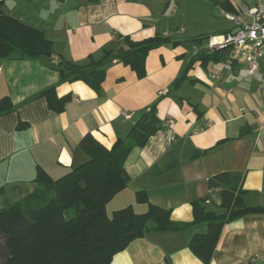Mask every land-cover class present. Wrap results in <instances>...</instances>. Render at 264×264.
Instances as JSON below:
<instances>
[{
	"label": "crops",
	"instance_id": "1",
	"mask_svg": "<svg viewBox=\"0 0 264 264\" xmlns=\"http://www.w3.org/2000/svg\"><path fill=\"white\" fill-rule=\"evenodd\" d=\"M200 1L0 0L1 12L41 30L53 51L50 58L0 60V99L9 96L16 106L13 113L0 116V209L33 199L37 167L59 179L85 162L80 141L86 134L111 149L152 107L159 131L146 147L129 155L125 168L130 182L108 203V214L128 206L138 214L146 212L147 205L136 201V194L144 190L150 203L172 210L174 221L192 222L191 202L208 197L209 179L225 172L241 175L248 206H264V91L257 79L245 78L244 64L234 73L225 72L223 62L203 66L198 61L189 68L207 40L197 47L184 46L199 37L234 32L223 12L240 15V7L254 5L255 0ZM223 2L235 12L224 9ZM197 8L208 17L220 12L223 28L202 32L191 27V18L196 20L193 24L202 19ZM181 28L185 34L172 36V41L183 43L151 51L142 80L129 67L109 63L95 92L83 82L61 84L53 69L61 58L82 66L98 62L124 37H170ZM263 73L264 57L257 76ZM50 86H56L59 97L72 96L61 114L37 98ZM20 122L28 127L18 130ZM219 203V194L213 192L208 208L222 214ZM206 230L203 224L136 238L111 264H203L189 243L194 234ZM210 264H264V214L228 223Z\"/></svg>",
	"mask_w": 264,
	"mask_h": 264
},
{
	"label": "trees",
	"instance_id": "2",
	"mask_svg": "<svg viewBox=\"0 0 264 264\" xmlns=\"http://www.w3.org/2000/svg\"><path fill=\"white\" fill-rule=\"evenodd\" d=\"M222 7L235 12L228 2H223ZM208 38L199 37L193 43L200 46ZM168 43L179 46L183 42L161 35L141 41L124 37L117 49L106 51L98 62L82 66L61 58L53 69L58 72L61 84L83 82L99 92L109 63L129 67L142 80L147 76L149 53ZM44 53H53L52 42L41 30L0 11V60L39 59L44 58ZM226 56V51L207 53L199 49L192 56L189 68L198 61L203 66L210 62L221 63ZM184 79L185 75L174 87ZM37 98H44L48 108L56 114L63 113L72 100L70 95L59 97L56 86L42 90ZM15 110L9 96L0 99V116ZM159 124L155 107L144 110L128 134L118 139L111 149L86 134L80 148L87 160L59 179H53L43 168L37 167L34 179L37 189L32 198L47 193L53 196L40 208L26 211L17 203L0 210V264H111L136 238L155 232H183L203 224L207 225L206 232L194 234L189 249L203 264H210L228 223L247 215L264 214V206L245 203L247 191L240 186L241 175L225 172L208 181L210 191L219 194L218 207L224 211L222 214L205 204L209 195L191 202L192 222L174 221L172 210L150 203L144 190L136 194V201L147 205L146 212L138 214L133 206L114 211L111 216L107 212L108 203L130 182L125 168L129 155L136 148L146 147L159 131ZM27 127V123L20 122L17 129ZM133 232L136 236L130 237Z\"/></svg>",
	"mask_w": 264,
	"mask_h": 264
},
{
	"label": "built area",
	"instance_id": "3",
	"mask_svg": "<svg viewBox=\"0 0 264 264\" xmlns=\"http://www.w3.org/2000/svg\"><path fill=\"white\" fill-rule=\"evenodd\" d=\"M223 15L233 24L235 31L210 36L203 51H226L227 56L223 62V70L227 73H234L239 65L244 64L247 69L245 78L257 79L264 91V73L260 77L257 76L260 72V59L264 57V0H255L254 5H242L240 15L225 12ZM185 32V28H181L169 36H181ZM123 115L126 119L131 118L126 113ZM168 125H171V122ZM212 195L213 192L205 204L211 203Z\"/></svg>",
	"mask_w": 264,
	"mask_h": 264
},
{
	"label": "rangeland",
	"instance_id": "4",
	"mask_svg": "<svg viewBox=\"0 0 264 264\" xmlns=\"http://www.w3.org/2000/svg\"><path fill=\"white\" fill-rule=\"evenodd\" d=\"M191 1H195V0H191ZM200 2H202V1H200ZM187 9H189V7H187L186 10ZM195 13L197 15L199 14L202 17V19L199 22V24H193V22H195L196 20L193 21L194 19L191 18L190 21H189V25L191 27L194 25V27H196L197 29L201 30L202 32H207L209 30L210 31L211 30H219L218 28L222 29L223 27H219V26H221V23H222L221 21H223L224 23H226L222 19L220 12H214L213 17H211V16L208 17L207 13H205L203 11V9L197 8V9H195ZM204 15H206V16H204ZM213 28H217V29H213ZM52 196H53L52 193H47V194L42 195V196H39L37 198H33L32 200H28V201H26L24 203H21V202H19V203H21L23 205V207H24V210L27 211V210H31V209L43 207ZM4 208H7V207H4ZM4 208H1V209H4ZM109 215L111 216V213H109Z\"/></svg>",
	"mask_w": 264,
	"mask_h": 264
},
{
	"label": "water",
	"instance_id": "5",
	"mask_svg": "<svg viewBox=\"0 0 264 264\" xmlns=\"http://www.w3.org/2000/svg\"><path fill=\"white\" fill-rule=\"evenodd\" d=\"M184 46L187 47V48L197 47V45L195 43H185ZM43 56L47 57V58H50L51 57V53H44ZM135 236H136V232H133V233L130 234V237H135Z\"/></svg>",
	"mask_w": 264,
	"mask_h": 264
}]
</instances>
